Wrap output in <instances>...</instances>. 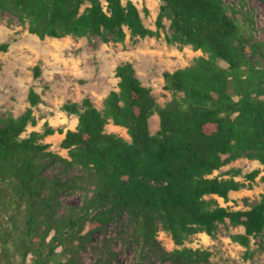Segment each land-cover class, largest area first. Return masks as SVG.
Returning <instances> with one entry per match:
<instances>
[{
    "label": "trees",
    "instance_id": "trees-1",
    "mask_svg": "<svg viewBox=\"0 0 264 264\" xmlns=\"http://www.w3.org/2000/svg\"><path fill=\"white\" fill-rule=\"evenodd\" d=\"M160 1L153 30L134 0H106L107 5L102 0H0V11L14 13L42 39L123 43L128 31L159 39L168 20L167 43L203 52L190 66L164 72L165 89L174 96L164 106L134 64L125 62L116 69L118 89L106 97L104 109L88 97L63 106L78 117L75 130L47 124L44 133L23 137L36 124L34 108L42 102L34 88L21 116L0 119V264H77L94 231L126 208L140 218L133 235L141 251L136 264H213L211 251L181 246L199 232L215 235L227 220L245 228L234 239L246 247L264 234V194L248 210L206 198L228 199L244 186L234 178L212 177L243 151L252 150L251 158L264 165V45L224 0ZM8 47L2 44L0 51ZM40 73L36 66L35 77ZM155 114L160 130L152 134ZM111 122L125 128L131 141L107 132ZM57 132L65 134L61 146L68 158L42 141ZM57 166L60 176L46 174ZM259 172L248 177L255 180ZM77 189L91 190L92 196L78 212L61 213L63 193ZM160 224L181 248H163Z\"/></svg>",
    "mask_w": 264,
    "mask_h": 264
},
{
    "label": "rangeland",
    "instance_id": "rangeland-1",
    "mask_svg": "<svg viewBox=\"0 0 264 264\" xmlns=\"http://www.w3.org/2000/svg\"><path fill=\"white\" fill-rule=\"evenodd\" d=\"M236 13L239 20L252 32L255 41L264 45V1L224 0ZM107 5L106 0H102ZM138 5L145 25L156 30L160 12V0H134ZM148 9V14L146 13ZM166 29L161 38H137L128 31L123 43H104L101 39L66 36L63 38H40L28 32L27 26L12 12L0 11V46L9 43L7 51H0V119L19 117L30 106L31 88L41 96L42 102L34 108L36 124H30L23 137L32 132L44 133L48 124L56 129L75 130L79 119L63 110L66 103H81L90 98L99 108L104 109L106 97L118 89L117 67L132 62L143 84L152 88L158 103L166 105L173 99V92L165 89L164 72L190 66L195 58L203 55L192 46L167 43L165 36L171 34L170 21L165 20ZM41 69L35 77V67ZM107 132L117 134L131 141L127 130L112 122ZM150 130L157 134L160 130V116L150 119ZM65 134L55 133L42 140L51 145L50 151L68 158V150L61 143ZM252 150L243 151L241 156L215 171L212 177L234 178L243 183L238 191H232L228 199L218 195L206 198L231 210H248L260 201L264 194V165L251 158ZM259 170L255 180L248 175ZM78 174V171L72 172ZM71 173V174H72ZM46 174L50 177L61 175L60 166L50 167ZM92 191L77 189L65 191L61 197V213L78 212ZM112 221L94 231L85 248L79 251L77 264H136L141 251L133 241L140 218L132 210L114 212ZM89 230L87 226L85 232ZM245 228L234 225L229 220L220 223L215 235L199 232L191 235L181 247L200 248L212 252L213 264H264V234L252 237L249 246L234 239L244 234ZM158 239L166 251L177 246L163 226L159 225ZM61 249V248H60ZM60 249L58 251H60ZM113 253L114 256H108ZM153 263L155 259L148 254ZM29 264H32L31 262Z\"/></svg>",
    "mask_w": 264,
    "mask_h": 264
}]
</instances>
